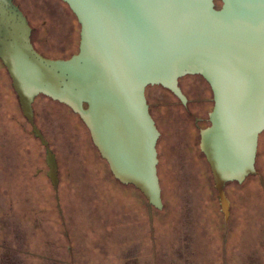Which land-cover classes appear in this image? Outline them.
<instances>
[{"label":"water","instance_id":"water-1","mask_svg":"<svg viewBox=\"0 0 264 264\" xmlns=\"http://www.w3.org/2000/svg\"><path fill=\"white\" fill-rule=\"evenodd\" d=\"M62 1L80 24L78 50L67 57L38 51L19 4L0 0V58L45 146L53 184L59 182L58 160L34 120L39 95L76 113L114 178L162 209L161 130L147 88L161 85L186 102L179 79L197 74L213 95L200 148L227 220L228 183L258 172L264 132V0Z\"/></svg>","mask_w":264,"mask_h":264},{"label":"rangeland","instance_id":"rangeland-1","mask_svg":"<svg viewBox=\"0 0 264 264\" xmlns=\"http://www.w3.org/2000/svg\"><path fill=\"white\" fill-rule=\"evenodd\" d=\"M19 1L37 29L35 40L45 55L67 57L77 51L80 24L62 0ZM204 84L207 87L202 96L210 100L203 109L206 115L212 91L208 83ZM150 93L162 131L158 147L164 207H153L137 188L117 181L79 116L59 102L45 105L41 97L37 105L48 109L42 128L52 140L60 162L59 201L72 205L80 230L88 234L85 243L90 246L91 264H137L136 260L146 264L143 261L148 257L153 264H166L163 252L175 245L191 251L192 264H230V233L242 232L243 215L249 213L250 235L257 233L255 228L264 221V132L257 156L259 174L226 187L233 213L228 223L210 167L199 149L194 120L179 113V107L173 111L167 106L177 101L173 95L158 92L156 98V92ZM25 154L26 162L28 151L19 156ZM41 154L45 171L43 147ZM39 194L35 189L26 192L27 196ZM147 230L153 234L149 236L152 240H147Z\"/></svg>","mask_w":264,"mask_h":264},{"label":"flooded vegetation","instance_id":"flooded-vegetation-1","mask_svg":"<svg viewBox=\"0 0 264 264\" xmlns=\"http://www.w3.org/2000/svg\"><path fill=\"white\" fill-rule=\"evenodd\" d=\"M14 1L19 4L27 15L33 28L32 42L34 47L42 52L35 40L37 29L32 24L27 10L19 0ZM179 83L187 97L186 102H183L172 91L161 85H150L152 87L150 89L156 92L154 93L156 98L157 93L161 92L164 94L169 93L177 99L176 102L167 106L173 108L171 109L173 111L176 107H179V113L194 120L193 127L196 130L198 129L199 149L202 152L200 148L201 129L209 124V111L213 106V95L211 96L210 109L205 115L203 109L208 106L210 100L208 101L203 97L207 87L204 83H208L204 77L197 74H188L182 76ZM148 88L147 96L150 102V98H152L150 92L152 90H148ZM41 97L44 99L45 105L49 102H58L45 95H39L33 103L35 123L40 127L54 150L53 142L45 133L41 124L48 111L47 106L37 105ZM151 110L153 113L152 104ZM203 123H205L204 126H202ZM158 127L160 128L159 124ZM191 129L192 126H189V130ZM42 147L45 151L44 160L47 166L45 171L41 164ZM24 150L28 151L29 154L26 162V154L23 157L19 156ZM11 151L14 152V155L11 154L12 156L8 154ZM54 152L56 154L55 150ZM202 154L204 155L203 152ZM56 157L59 177L57 186L53 184L48 175L49 167L46 161L45 146L40 138L35 135L32 125L24 114L13 88L9 71L0 58V264H91L90 246L85 243V241H88V234L80 230L72 205L69 202L66 204V202L59 201L61 176L57 154ZM2 161L4 163H1ZM257 174H259V171L253 175ZM243 182L233 181L230 183L242 184ZM32 189L37 190L40 194L27 196L26 192ZM65 198L69 199L68 197H62L63 200ZM229 199L230 214L227 219L228 223L231 215H233L231 211L232 201L230 197ZM249 218V213L243 215L244 221L241 233H230L229 253L232 259L230 264H264V221H261L259 226L255 228L257 233L250 235ZM146 234L147 240H152L149 239V236L152 237L153 234L149 230ZM182 247V245H175L171 248V251L164 250L163 255L166 264H192V260L189 259L191 251L182 249ZM129 251L134 250L129 249ZM124 252L126 253L122 249L123 256H125ZM148 259L149 257L143 263L153 264L152 260ZM134 263L139 264L137 260Z\"/></svg>","mask_w":264,"mask_h":264},{"label":"trees","instance_id":"trees-1","mask_svg":"<svg viewBox=\"0 0 264 264\" xmlns=\"http://www.w3.org/2000/svg\"><path fill=\"white\" fill-rule=\"evenodd\" d=\"M66 4V3H65ZM67 5V4H66ZM68 6V5H67ZM69 7V6H68ZM78 50V49H77ZM62 104V103H61ZM64 105V104H63ZM66 106V105H65ZM68 107V106H67ZM83 122V121H82ZM85 125V124H84ZM87 128V127H86ZM99 152V151H98ZM100 154V153H99ZM101 156V155H100ZM114 177V176H113ZM117 180V179H116ZM118 181V180H117ZM120 182V181H119ZM121 183V182H120ZM123 184V183H122ZM125 185V184H124ZM132 186V185H131ZM219 200V198H218Z\"/></svg>","mask_w":264,"mask_h":264}]
</instances>
